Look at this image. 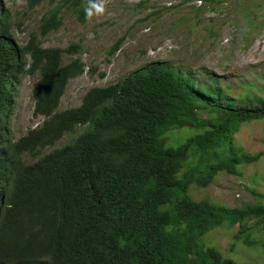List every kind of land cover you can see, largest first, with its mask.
Returning <instances> with one entry per match:
<instances>
[{"label":"trees","instance_id":"1","mask_svg":"<svg viewBox=\"0 0 264 264\" xmlns=\"http://www.w3.org/2000/svg\"><path fill=\"white\" fill-rule=\"evenodd\" d=\"M85 1L55 6L23 45L0 0V264H240L203 238L237 227L235 242L264 248V194L228 208L195 201L189 189L260 160L238 148L235 136L243 124L264 119V99L257 107L238 103L216 79L201 85L154 62L57 112L85 65L80 58L63 63L79 46L44 48L41 37L61 28L65 7L85 23ZM26 74L37 79L34 116L44 120L11 143L8 120ZM81 127L72 142L44 154ZM182 129L191 133L185 142L166 146V136Z\"/></svg>","mask_w":264,"mask_h":264},{"label":"rangeland","instance_id":"2","mask_svg":"<svg viewBox=\"0 0 264 264\" xmlns=\"http://www.w3.org/2000/svg\"><path fill=\"white\" fill-rule=\"evenodd\" d=\"M3 1L23 45L33 32H39L42 18L64 2L46 0L31 9L28 0ZM60 16L63 25L41 37L42 46L63 50L79 46L77 54L64 53L63 63L80 58L85 73L70 80L57 112L80 106L90 89L116 84L154 62L192 74L201 85L216 79L238 103L257 107L259 99H264V0H107L106 13L99 20L82 23L67 7ZM121 40L120 48L114 50ZM36 82L26 74L17 84L16 107L9 117L14 139L43 123L44 118L34 116L32 88ZM83 130L66 135L44 154L69 144ZM190 134L184 129L173 131L165 144L177 146ZM235 140L245 153L262 154L260 160L240 165L239 175L220 172L207 187L193 184L189 189L193 200L237 208L257 202L255 193L264 194V119L243 124ZM237 229H216L203 238L204 245L240 264H264L261 243L235 242Z\"/></svg>","mask_w":264,"mask_h":264},{"label":"clouds","instance_id":"3","mask_svg":"<svg viewBox=\"0 0 264 264\" xmlns=\"http://www.w3.org/2000/svg\"><path fill=\"white\" fill-rule=\"evenodd\" d=\"M106 8H107V0H86V4L84 7L86 20L87 21L99 20V18L105 15ZM8 124H9V120H8ZM20 138L21 137H19L18 139L12 138V130H11V136L9 137L11 143L18 142Z\"/></svg>","mask_w":264,"mask_h":264}]
</instances>
